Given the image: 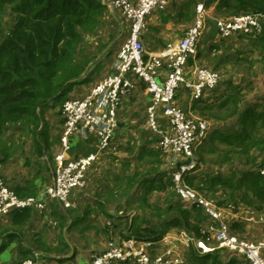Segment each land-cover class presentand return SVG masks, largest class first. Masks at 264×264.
<instances>
[{"label":"trees","instance_id":"16d2710c","mask_svg":"<svg viewBox=\"0 0 264 264\" xmlns=\"http://www.w3.org/2000/svg\"><path fill=\"white\" fill-rule=\"evenodd\" d=\"M190 1L188 6L193 7L194 0ZM204 1L208 6L215 2V0ZM216 1L215 14L218 16L264 14V0ZM106 9L107 5L102 0H0V137L11 127L17 126L18 129H22L32 137L38 150L37 156L44 159L48 169L51 166L53 170V161H55L53 155L48 153L54 147L48 128L49 110L54 111L56 115L63 114V103L69 98L75 86L87 81L84 72L88 62L79 59L85 50L83 33L98 26L99 18ZM239 39L250 44L261 41V48L264 49V25L262 32L258 34H236L228 37L227 41ZM222 47L223 45H219L216 51ZM199 54L198 49L194 57L197 58ZM190 62L193 60L190 59ZM216 67H221V63H217ZM231 82L232 80L229 79L221 100L204 101L208 93L214 92L220 86V80L214 89L195 100L196 103L192 106L193 111L198 109L200 114L222 122L223 126L220 125L214 130L209 128L206 137L195 148L196 166L184 174L183 180L187 186L193 188L199 195H204L220 209L235 211L243 205L264 212V173L262 172L264 96L249 104L250 101L242 99L241 94L247 88H251L253 82L249 81L246 85H234ZM234 119L237 121L235 129L224 130V122ZM151 134L155 135L152 132ZM216 141H219L218 145L215 144ZM204 142L205 144L202 145ZM207 142L213 143L209 149L206 147ZM160 150L146 151L142 148L141 158L148 164L161 165L163 150L161 148ZM207 153L213 154V158L206 157ZM235 156L243 159L245 166V169L239 171L238 176L223 177L218 171L208 173H204V170L198 171L202 164L224 165L234 162ZM148 173L150 170L141 173L142 175L139 172L125 175L128 185L130 183L133 185L132 182L135 181L140 183L151 181L152 184L140 205L143 208L147 207L150 212L144 216L137 214L128 218L126 229L118 230L122 241L131 238L157 241L168 230L178 228L215 247L212 251L202 252L196 245L191 244L184 251L185 264H247L237 253L217 248L216 241L207 231L208 224L213 220L211 215L199 203L186 201L181 197L173 175L170 178L172 181L168 180L170 187L166 184L162 187L153 184L155 179H147L148 177L145 176ZM40 187L41 184L38 182L37 189L34 188L35 192L31 196H37L45 188V186L41 189ZM14 190L20 197H30L27 189L14 188ZM153 190L165 191L167 196L164 199V207L149 203L148 196ZM4 217H9L11 221L0 222V252L13 241L22 242L24 227L31 218V209L11 212L0 217V221ZM123 217H119L118 227L122 225ZM153 218L159 222L152 224ZM65 219L64 213L57 217L59 221L66 222ZM73 227L74 224H70L68 231ZM229 229L239 235L244 234L246 230L240 224L229 226ZM34 250L42 251L49 256L61 255L62 257L59 256L61 261L75 257L74 253L66 255L70 246L62 237L57 246L49 249L22 246L20 257L13 264H21L24 259L33 255ZM128 261L130 260L126 262ZM121 262L125 261H114L112 264Z\"/></svg>","mask_w":264,"mask_h":264},{"label":"built area","instance_id":"2783aa9c","mask_svg":"<svg viewBox=\"0 0 264 264\" xmlns=\"http://www.w3.org/2000/svg\"><path fill=\"white\" fill-rule=\"evenodd\" d=\"M170 0H112V8L123 12L129 25V38L126 50L119 55L116 72L97 82L83 96L67 99L62 106L63 128L61 131V146L55 156L54 178L41 190L37 196L20 197L13 187L0 181V217L14 211L25 209H43L50 199L60 202L64 208L73 206L74 191L85 185L87 170L96 160L97 153L70 158L69 151L73 147L76 134L83 138L92 137L99 147H108L118 128L119 120L117 106L120 93L131 86L126 73H136L146 84L152 96L148 108V127L154 134L160 136V146L164 152L174 157L173 164L177 167L173 177L181 197L190 202L202 205L212 217L207 231L216 241L217 248L237 253L248 264H264V214L260 215L263 237L249 241L232 233L225 221L223 209L192 188L184 184V174L196 166L195 148L206 137L209 124L203 119L189 116L184 109L175 103L180 85L189 90L193 99L204 96L220 82V73L206 68H197L195 79L191 80L185 67L189 57L198 53L205 24L206 8L204 3L197 6V16L194 24L185 36L176 43L169 44L161 56H148L142 40L147 30V17L155 10L165 9ZM216 26L223 38L236 34L253 35L262 32L264 25L263 13L240 14L227 19L216 18ZM166 68L164 79H160V70ZM163 121L170 124V129L163 128ZM264 173V168L262 170ZM165 252L160 251L153 256L148 248L150 242L125 240L120 245H113L105 251L96 254L91 264H112L114 261H133L134 264H185L184 249L191 244L202 252L212 251L215 247L203 240L197 239L186 230H181L173 239L164 238ZM181 244L182 251L177 250ZM21 264H67L59 256L46 255L34 250L30 258Z\"/></svg>","mask_w":264,"mask_h":264},{"label":"crops","instance_id":"0c3cea01","mask_svg":"<svg viewBox=\"0 0 264 264\" xmlns=\"http://www.w3.org/2000/svg\"><path fill=\"white\" fill-rule=\"evenodd\" d=\"M201 1L202 0H194L193 7H191L188 6V3L191 2L190 0H170L169 5L165 9L155 10L147 17V30L142 35V40L147 52V57L161 56L162 51L169 44L176 43L186 34L191 24L195 21V18L197 16V6L199 3H201ZM102 2H104L109 8L111 7L110 0H102ZM215 2L217 3L216 0ZM109 13L110 12L108 11H105L103 13L105 21L112 23V29H106L108 35L104 39L105 42L101 41V43H97L93 41L94 45H104L105 49H108L107 53L112 50V55L107 56L108 59H106L108 64L102 66L90 61L87 65V70L85 69L84 72V76L87 78V81L82 84L76 85L70 95L73 94L74 96H77L78 94H81L82 96L86 94L92 86H94L104 77L116 72L117 63L115 62H117V59L119 58L118 50L120 49L121 44H126V41H128L129 25L125 20V16L123 15V22L127 28V30L123 32V30L120 29L121 26H119L121 23H119L116 18L109 16ZM105 28L103 30H105ZM207 29L208 25L204 24L199 45V56L197 58H190L191 60H193V62H190L189 59L185 67L187 76L191 80L195 79L196 69L203 67L204 60L206 58L208 59V61H214L216 59V57H206L207 55H212L213 51L210 53L205 52V48L211 46V48H214V51H216V47H218L219 45H223L222 49H226L225 54L227 55V51L233 49L235 45L241 46L243 45V42L245 46H247L244 40L239 39L232 42L227 41L228 38H223L220 35L216 23L215 31L212 32V34L205 35ZM206 36L207 39H205ZM165 74L166 68H162L160 70V79H164ZM220 76V86L214 92L210 94L208 93V95L205 96V101L216 102L223 98L224 89L227 88L229 79L227 81L226 79H223L221 73ZM126 77L130 80L131 86L128 89H123V91H121L120 93V99L117 106V114L120 125H118V128L116 129L113 137H115V140L117 139V141L121 144L124 143L123 140H127L126 143H128L127 145L130 147L125 148L124 150H122V152L127 153L128 155L131 154L132 159H128L127 157L125 159H116V157L119 156H116L115 154L109 155L110 153H113L112 151H109L110 145L108 147H99L98 143L92 137L83 138L79 134H76L75 139L77 140L76 144L78 147L74 145L69 151L68 157L75 158L91 152L97 153L95 162L87 170L85 176V185L76 189L72 195V199L75 200L76 205L72 210H67L60 205V202L56 200H49L43 209H31V218L30 221L24 227V236L22 242L13 241L2 249V251L0 252V264H13L15 260H18L20 257L19 253L21 251L22 246H24L25 248H32L36 246L33 243L29 244L27 237L28 235L34 237V235L39 234V231L42 232L41 228H37V226L33 224L34 221H38V217L40 215L45 214L44 211H50V214L55 219H57L58 215L64 213L66 217V225L64 226V230H66V228H68L70 224H74V226L77 225L76 230L78 231V233L83 235V238L76 240L78 243V247L80 248L78 249L77 247V250L72 249V251H74L75 257L73 259L66 260L67 264H77L75 263L74 259L80 256L81 251H85L82 248H87V228H96V225L92 226V223H94L92 222V216L93 213L97 210L95 209L97 207L93 206L92 210L89 212V210L87 209V205H97L102 208V214L105 215L107 220L109 219L107 223L108 227L114 229V226H117L120 223L119 217L123 216L119 212H113V210L111 209L113 205H117L116 207H118L119 205H142V199L144 195L149 192V187L152 184L151 181H142V183H140L139 181H135L132 182L133 185H128V182L125 179L126 174L129 173L131 175H134L136 172H139L140 175H142L141 173H146V171L150 170V173L146 174L145 177H148L147 179H155V182L153 183L154 185L162 186L166 184L168 187H170V185H168V180L172 181V179H170L172 177V173L175 171L174 169L180 165L181 162H178L177 167H175L173 161L171 163L169 160L171 159V155H163L162 152L161 156L163 162L161 165L148 164L143 161V158H141L140 153L142 151V148L146 151H150L151 149L160 150V136L158 134H151L150 129L148 127V108L152 103V96L147 88V84L136 73L132 71L126 73ZM189 97V101L191 104L189 109H184V107L182 108V104L178 103V101H180L181 99V96L178 93L175 99L178 106L184 109L188 114L190 112H193L192 106L196 103L195 99L192 98L191 94H189ZM53 114L54 113H52V115ZM189 115L196 119H204L202 117L192 115L191 113ZM208 123L209 128L212 127V123L209 120ZM220 125L223 126V124H219L215 127H219ZM163 128L170 129L171 127L167 121H163ZM157 136H159V138ZM134 154L136 156L137 161L140 160L137 165H135L137 161L135 162V157H133ZM166 160L170 162V166L169 164H167ZM111 164H114L113 167L111 166ZM142 165H148L149 167L143 169L141 168ZM43 168H45L44 170L49 174L51 180H53L54 167L53 170L51 166V169H48L45 165ZM127 169L130 170L128 171ZM201 170H204L202 166H200L198 171ZM25 182L26 183H15L13 187L16 190L27 189L28 194L34 193V188H36L39 182L38 179L33 180V182L31 183L28 181ZM155 191L165 194V191L162 190H153L152 192ZM148 197L149 199H152V197H150V194ZM158 205L164 207V200L163 203L159 202ZM118 209L124 210L123 207L120 206ZM226 210L228 212H226ZM223 211L225 214V221L229 226L233 227V225L235 224H240L245 227V232H249V228H251V231H253L254 227L259 228L262 232V224L260 223L259 217L260 215L264 214V212H259L251 208H247L243 205L238 207L237 210L235 209V211L230 209H224ZM9 220V217H7L2 221H4L5 223L9 222ZM152 221V224H157L159 222L155 218H153ZM10 224L14 225L12 223ZM180 231L181 230L178 228H172L168 230L160 240L148 241L150 242L148 248L151 254L155 256L157 253L162 251L161 249L166 247L167 245L164 238L167 237L174 240V238L179 235ZM258 238L261 239V237L259 236ZM65 239L67 240L70 249L74 248L72 247L73 240L69 237H66ZM70 239L72 240V242ZM187 248L189 247H186L185 249L183 248L184 251H186ZM66 255L64 254L63 257H65Z\"/></svg>","mask_w":264,"mask_h":264},{"label":"rangeland","instance_id":"374dc122","mask_svg":"<svg viewBox=\"0 0 264 264\" xmlns=\"http://www.w3.org/2000/svg\"><path fill=\"white\" fill-rule=\"evenodd\" d=\"M112 0H110V3ZM104 3V2H103ZM201 3L205 4V1L202 0ZM111 6V5H110ZM206 8V15H205V24L208 25L207 34H212V32L215 31V19L216 18H223L227 19L228 17L226 15H216V2H213L209 6L205 4ZM106 11L110 12L108 15L116 18L119 23H121L119 26L120 29L125 32L127 30L125 24H124V17H123V12L121 10L108 7ZM99 24L97 27L94 29L90 30L88 29L86 32L83 33V39L85 41L84 43V54L79 56V59L84 60L86 62L92 61L93 63L97 65H107L108 62L106 59L107 56L112 55V50H110L108 53V49H105L104 45L102 46H97L93 44V41L95 42H105L104 39L108 35L106 29H112V23H109L108 21H105V18L103 17V14H101L99 18ZM103 21V23H102ZM194 24V22L191 24V26ZM190 26V27H191ZM107 27V28H105ZM189 27V28H190ZM105 28V30H103ZM188 31V30H187ZM185 36V35H184ZM183 36V37H184ZM182 37V38H183ZM205 38V37H204ZM207 39V36L206 38ZM245 41V40H244ZM247 46L242 42L243 45H235L233 49L227 51V55L225 54L226 49L223 48L222 50L219 49L218 51H214V48L212 49L211 46L205 48V52H212V55H207L206 57H216L214 61L209 60L206 58L204 60V65L201 68H206V69H212L215 70L219 73H221L223 79H231L234 85H246L249 81L253 82L251 85V88H247L242 92V99L246 101H250L249 104L252 102H256L257 99L260 97L264 96V49L261 48V41H257L255 43H248L245 41ZM127 43V41H126ZM241 43V42H240ZM239 44V43H238ZM126 50V44L123 43L120 45V49L118 50L119 55H121L124 51ZM219 52V53H217ZM114 53V52H113ZM119 57V56H118ZM221 63V67L217 68L216 64ZM92 63V64H93ZM116 63V62H115ZM87 70V69H86ZM183 85L179 86V89L177 93L181 96L180 101L178 103L182 104V108H190V101H189V90L186 89L185 87H182ZM189 93V94H188ZM245 97H244V94ZM77 96H81V94H78ZM83 96V95H82ZM70 97H75L73 94H71ZM68 98V99H69ZM205 101V100H204ZM176 103V101H175ZM177 104V103H176ZM203 105L204 103H200ZM61 106V105H60ZM178 106V104H177ZM179 107V106H178ZM180 107V108H181ZM181 108V109H182ZM193 110V109H192ZM54 111L49 110L47 120L49 123V133L51 135V140L53 141V150L48 151V153L53 155V159H55L56 154L59 151V148L61 146V131L63 128V114L56 115ZM51 113V114H50ZM192 115L202 117L204 119L208 120L212 123V127H210L212 130L218 129L217 125L223 124L222 122L219 121H214L213 119H210L207 116H203L202 114L199 113L198 109L190 112ZM189 113V114H190ZM190 116V115H189ZM192 117V116H191ZM225 127L223 128L226 131H232L235 129L237 125V121L230 120L227 122H224ZM210 129V130H211ZM149 135V133H148ZM124 137V135H123ZM123 139V138H122ZM126 139L123 140V144L119 143L117 139L115 140V137H112L111 144H110V149L109 151H112L113 153H110L109 155H116L119 157H116V159L121 158L125 159L126 157L128 159H132L131 154H127L122 152L125 148H128L126 143ZM77 140L74 139L72 144L73 146H77ZM201 143V142H200ZM199 143V144H200ZM198 144V145H199ZM205 142L202 144L204 145ZM215 144H219V141H216ZM207 149L213 146V143L207 142L206 143ZM78 147V146H77ZM197 147V146H196ZM37 148L35 147V144L33 143L32 137L28 136L26 132H24L22 129H18L17 126L11 127L7 132L3 134V136L0 137V181L6 183L7 185L13 187L15 183L18 182H23L26 183L25 181L28 182H33V180L38 179L39 183L41 184V188L44 186H47L50 184L52 181L49 174L44 170V159L39 158L37 156ZM197 152V151H196ZM137 153V152H136ZM108 154V153H107ZM164 155H170L168 152H164ZM135 157V162L137 161L136 156ZM171 159L170 162L174 161V157L170 156ZM206 157L213 158V154L207 153ZM45 158V156H44ZM235 161L234 162H228L224 165H214V164H202L201 166L204 169V173H208L211 171H218L223 177H231L234 175H239V171L242 169H245L244 166V161L241 158H237V156L234 157ZM261 159V158H260ZM140 161V160H139ZM137 161L135 165L139 162ZM54 162V161H53ZM167 164L169 166L171 165L170 162L166 160ZM114 164H111L113 167ZM149 166L142 165L141 168L146 169ZM114 169V168H113ZM135 169V168H134ZM128 170V169H127ZM130 170V169H129ZM128 170V171H129ZM176 170V168L174 169ZM43 171V172H42ZM126 171V170H123ZM129 175V173L127 174ZM173 175V173H172ZM131 184V183H130ZM14 188V187H13ZM193 189V188H192ZM194 190V189H193ZM195 191V190H194ZM34 193H29L28 196L33 195ZM167 195L161 192H151L150 197L152 199H149L150 204H159V202L163 203L164 198H166ZM204 196V195H202ZM73 200V199H72ZM73 206L70 208H65L67 210H72L74 206L76 205L75 200H73ZM62 207L63 205L60 204ZM95 206L97 209L93 213V220L92 226L96 225V228L88 227L87 228V248H82L85 251H81V254L78 258L74 259L75 263L77 264H91V261L93 260V257L96 253H100L105 251L107 248L113 245H120L124 241H122L119 229H126L127 227V221L129 217H132V215H137L140 214L141 216L147 215L150 210L146 207L143 208L140 205H119L120 207H123L124 210L118 209L116 207L117 205H113L111 208L113 212L120 213L123 217V220H121L122 225L120 227L114 226V229L111 227H108L107 223L109 219L105 217V215L102 214L101 209L97 205H87V209L89 212L92 210V207ZM161 206V205H159ZM117 208V209H114ZM88 212V213H89ZM224 212V211H223ZM226 212H228L226 210ZM45 214H42L38 217V221H34L35 226L37 228H41L42 232L39 230L38 235H34L32 237L31 235H28V243L29 244H35L39 249L41 247L49 249L52 247H55L58 245V243L61 241L62 237L66 238L69 237L73 240V246L74 248H71L70 250H67L66 253L69 255L74 253L72 249L77 250L78 243L77 239L83 238V235L78 233L77 225L73 227L72 230L68 231V228L64 230V225L66 222L64 220H57L55 219L51 214L50 211H44ZM225 216V214L223 215ZM7 217L2 218L5 219ZM1 220V221H2ZM0 221V222H1ZM6 221V220H4ZM2 221V222H4ZM158 221V220H157ZM119 222V221H118ZM32 228V227H31ZM61 228V229H60ZM101 228V230H100ZM249 232H245L244 234L241 233L236 234L242 239H247L249 241H254L259 237L262 236V232L260 231L259 228L254 227L253 231H251V228H249ZM36 231V232H37ZM107 231V232H106ZM111 231V232H109ZM115 231V232H114ZM62 232V233H61ZM258 235V236H257ZM42 239V240H41ZM70 239V240H71ZM71 240V242H72ZM214 244V242H213ZM168 245V244H167ZM177 250L182 251V245L178 244ZM80 247H78L79 249ZM168 248V247H167ZM167 248H162V252H165ZM170 248V247H169ZM168 248V249H169ZM185 254V252H184ZM118 261V260H116ZM7 262V261H4ZM114 264H133V261H128V262H121V263H114Z\"/></svg>","mask_w":264,"mask_h":264},{"label":"water","instance_id":"95a60500","mask_svg":"<svg viewBox=\"0 0 264 264\" xmlns=\"http://www.w3.org/2000/svg\"><path fill=\"white\" fill-rule=\"evenodd\" d=\"M118 125H120V123Z\"/></svg>","mask_w":264,"mask_h":264}]
</instances>
